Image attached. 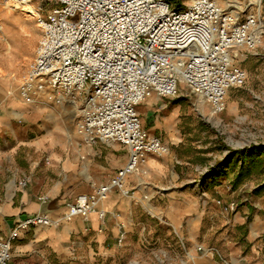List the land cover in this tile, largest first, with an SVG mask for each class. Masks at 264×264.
I'll return each mask as SVG.
<instances>
[{"label": "crops", "instance_id": "0c3cea01", "mask_svg": "<svg viewBox=\"0 0 264 264\" xmlns=\"http://www.w3.org/2000/svg\"><path fill=\"white\" fill-rule=\"evenodd\" d=\"M237 10L242 17L244 9ZM0 17V238L31 214L60 219L20 229L11 239L8 264H264V159L253 157L264 153V142L255 139L264 126L244 127L245 141L222 146V154L184 151L178 126L182 83L174 96L151 91L137 105L151 135L167 132L169 151L148 154L125 176L128 193L112 187L86 216L64 218L67 203L109 182L129 151L117 141L87 140L79 131L86 94L57 100L49 98L54 92L48 87L31 101L20 96L42 28L22 7ZM245 82L227 90L225 115L238 114L246 91L264 104V89L254 92ZM233 87L237 99H231Z\"/></svg>", "mask_w": 264, "mask_h": 264}, {"label": "built area", "instance_id": "2783aa9c", "mask_svg": "<svg viewBox=\"0 0 264 264\" xmlns=\"http://www.w3.org/2000/svg\"><path fill=\"white\" fill-rule=\"evenodd\" d=\"M0 2L13 7L40 4L34 14L42 34L19 86L20 96L31 101L36 91L48 87L56 93H49V98L57 100L65 94H86L79 131L87 140L117 141L129 151L127 162L109 182L67 203L66 219L95 210L112 187L128 193L125 176L148 154L169 151L144 127L137 109L151 91L174 96L183 82L220 112L227 90L244 84L248 75L233 63L234 50L254 49L261 42L260 15L248 12L240 17L237 9L219 0H190L183 7L169 0ZM52 222L60 219L43 212L18 219L10 236L0 238V264L9 263L11 239L20 229ZM123 237L124 231L118 241Z\"/></svg>", "mask_w": 264, "mask_h": 264}, {"label": "rangeland", "instance_id": "374dc122", "mask_svg": "<svg viewBox=\"0 0 264 264\" xmlns=\"http://www.w3.org/2000/svg\"><path fill=\"white\" fill-rule=\"evenodd\" d=\"M172 5L183 7L190 0H169ZM222 4L232 7L234 9H244V14L248 12H254L260 15L261 25H264V0H219ZM0 5H4L0 2ZM45 7H50L51 4L44 2ZM10 9L14 10L15 7L9 5ZM8 15V12L0 6V16ZM244 14L241 16L243 17ZM1 18V17H0ZM0 23L3 24L0 19ZM3 26H5L3 24ZM234 60L236 65L247 70V78L251 84V88L254 92L259 93L264 89V82L262 83L259 78L264 79V29L261 30V42L254 49L241 48L235 50ZM252 74V75H251ZM251 75V77H250ZM245 82V85L247 84ZM181 88L182 108L180 111V119L178 126L182 130V141L185 147L184 151L195 154L192 149L202 150L207 153L208 157H212L214 154H222V146H229L230 144L243 143L245 140L240 138V133L244 127H253L256 131L264 126V104L259 98H254L252 91H246L244 102H241L238 114L225 115V111L221 113H213L211 107L205 103L204 100L194 91L183 85ZM231 99H237L239 96V90L233 87L230 90ZM176 98V97H175ZM245 101L249 103L246 104ZM201 107L203 109H201ZM260 109V110H259ZM258 110V111H257ZM249 112L250 115L245 121L242 119V115ZM261 112V113H260ZM251 118V120H250ZM155 135L160 137L168 146V134L165 130L155 131ZM251 139V138H248ZM256 140H262L264 142V130L263 135L255 138ZM248 142V141H246ZM263 150L264 143L260 146ZM170 149V146H169ZM255 160L264 159V153H256ZM243 157H238L237 160ZM254 160V159H250ZM238 164V163H237ZM263 165V164H262ZM263 169L262 167H256V169ZM24 180V179H23ZM26 181V180H25ZM258 182L261 180H257ZM21 183V182H20ZM22 184V183H21ZM27 181L25 184L26 185ZM46 197V196H43ZM45 200V199H43ZM122 232V231H121ZM119 242V241H118Z\"/></svg>", "mask_w": 264, "mask_h": 264}, {"label": "bare ground", "instance_id": "6f19581e", "mask_svg": "<svg viewBox=\"0 0 264 264\" xmlns=\"http://www.w3.org/2000/svg\"><path fill=\"white\" fill-rule=\"evenodd\" d=\"M0 6L3 7L7 12L12 10V9H10L9 4H7V3H4V5H0ZM22 9H24V10L30 12V13H35L38 8H37V5L35 3L31 2V3H28L26 5H23ZM0 24H1V28L0 29H1V31H3L4 26H3L2 23H0ZM262 29H264V25L260 24V26L258 27L259 33L261 32Z\"/></svg>", "mask_w": 264, "mask_h": 264}]
</instances>
